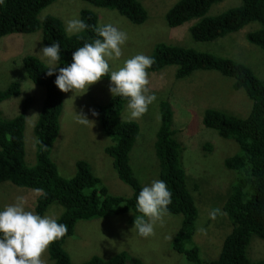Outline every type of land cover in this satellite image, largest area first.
Segmentation results:
<instances>
[{
	"label": "trees",
	"instance_id": "16d2710c",
	"mask_svg": "<svg viewBox=\"0 0 264 264\" xmlns=\"http://www.w3.org/2000/svg\"><path fill=\"white\" fill-rule=\"evenodd\" d=\"M55 1L5 0L0 5V38L42 31L44 46L60 42L61 60L56 67H64L72 63V53L77 48L98 38L94 31V27L98 26V17L90 10H83L81 19L89 28L85 32L68 35L59 19L47 15L40 20L42 11ZM87 1L100 8L117 10L133 24L141 25L148 20L142 0ZM223 1L179 0L166 15L168 26L178 28L191 22L188 32L195 41L212 42L256 22L260 28L246 37L251 44L264 50V0H242L241 6L208 17L211 7ZM182 45H157L151 55L156 62L149 72H159L173 65L177 66L176 78L186 79L197 71H218L234 80L235 90L246 91L252 100V109L245 118L220 110L207 109L204 112L202 122L205 127L216 130L226 140H234L239 146V152L225 162V166L236 173V182L222 208L230 223L225 226L230 230L224 229L227 233L223 234L224 242L219 257L204 261L201 258V246L195 237L198 232V206L189 189L182 164L184 148L172 130L174 112L171 105L167 101L161 103V123L155 142L159 177L173 193L169 215L182 216L172 249L185 256L191 264H264V259L253 260L250 257L253 238L264 242V82L245 64L210 53H200ZM24 68L28 77L45 89L42 111L34 130L37 139L36 164L30 167L25 160V128L32 103V98L28 97L23 100L20 112L13 119H5L0 108V184L11 182L20 188L43 189L37 195L35 205L28 208L35 209L40 215H44L54 205L61 207V210L57 207L61 214H57L56 218L60 216L58 222L68 225V232L64 238L49 246L48 254L53 264H72L64 246L67 239L74 235L79 220L132 214L129 223L134 225L135 216L139 215L136 197L143 186L134 174L131 152L140 134L141 124L138 120H130L123 113L127 104L125 98L112 97L106 105H95L102 129L100 131L97 124L98 136L111 140L112 145L105 148V154L112 158L120 180L133 189L131 198L111 195L102 180L94 174L91 165L84 160L76 162V174L73 177L64 178L51 159V152L60 134L66 93L56 87V75L49 77L46 74L49 67L38 58L26 56ZM102 80L110 79L105 77ZM20 95L21 85L13 82L7 89L0 90V106ZM207 148L209 150V146ZM224 215L220 216L223 223L226 222ZM81 264L144 263L121 252L109 259L95 256Z\"/></svg>",
	"mask_w": 264,
	"mask_h": 264
},
{
	"label": "rangeland",
	"instance_id": "374dc122",
	"mask_svg": "<svg viewBox=\"0 0 264 264\" xmlns=\"http://www.w3.org/2000/svg\"><path fill=\"white\" fill-rule=\"evenodd\" d=\"M178 1L142 0L148 12V20L141 25L133 24L117 10L100 8L87 0H57L42 11L40 20L51 15L59 19L66 29V20L81 18L83 10H90L98 17V26L112 23L126 31L128 41L123 47V55L119 60L110 62L112 70H118L124 60L136 54L151 56L160 43L183 44L185 48L200 53H210L245 64L264 82V50L251 44L246 37L248 33L260 28L258 23H251L244 30L212 42H197L188 32L191 22L178 28L168 26L166 15ZM241 4L242 0H224L213 5L207 16H217ZM43 46L42 31L0 38V90L7 89L13 82L21 85L20 96L1 104L3 117L13 119L20 112L23 100L32 98L25 128V160L30 167L36 164L37 139L34 130L42 111L45 89L28 77L24 58L34 56L48 67H56L57 64L50 65L40 53ZM176 71L177 66L172 65L159 72H149V88L157 95L158 100L149 107L147 113L134 120L140 121L141 129L131 152V165L142 186L160 179L155 142L161 123L160 106L167 101L174 112L172 130L184 148L182 164L188 177L189 189L198 206L196 230L198 227L206 229V233L196 231L195 237L201 246V258L211 261L219 257L224 242L223 234L227 233L224 229L230 230L225 225L230 223L225 215V223L220 216L211 220L209 213L217 207L222 209L228 200L231 187L236 182V173L229 170L225 162L239 152V146L234 140H226L216 130L205 127L202 122L204 112L207 109L220 110L245 118L251 112L252 100L244 89L233 88L232 78L223 76L218 71L201 70L186 79H177ZM109 85L110 80H101L92 85L85 95L71 91L65 94L60 118L61 130L53 146L51 159L64 178H71L76 174L77 161H87L111 195L131 198L133 189L120 180L112 158L105 154V148L112 145V142L104 135L98 136L99 118L93 117L90 112V109H95V105H106L111 100L113 96L109 92ZM82 111L94 124L82 126L76 122V113ZM123 113L129 118L126 107ZM21 195L26 197L27 208L35 205L38 194L32 189L20 188L11 182L1 183L0 208L14 203L16 197ZM57 207L60 206L54 205L44 215L56 218L61 214V207L60 210ZM31 211L35 212V209ZM131 215L79 220L74 235L67 239L64 246L72 264L87 262L95 256L109 259L121 252L142 260L144 264H191L185 256L172 249L174 236L181 227V215H166L162 222L156 223L155 234L147 238L132 232L134 225L129 223ZM252 243L250 257L253 260H263L264 242L253 238ZM43 259L45 264H53L48 250Z\"/></svg>",
	"mask_w": 264,
	"mask_h": 264
},
{
	"label": "clouds",
	"instance_id": "9594fccd",
	"mask_svg": "<svg viewBox=\"0 0 264 264\" xmlns=\"http://www.w3.org/2000/svg\"><path fill=\"white\" fill-rule=\"evenodd\" d=\"M4 3L5 0H0V5ZM65 23L69 34H79L89 28L79 17ZM94 31L98 38L77 48L72 53L71 64L49 67L46 74L49 77L56 75L55 85L60 91L82 92L83 95L92 85L108 77L112 96L127 100L129 119L141 118L158 100L149 88V69L155 64V58L139 53L124 60L118 70H112L110 62L122 57L128 34L112 23L95 26ZM40 53L50 65H56L61 60V44L56 41L43 46ZM90 112L93 117L99 116L95 109H90ZM76 122L82 126L94 124L83 111L76 113ZM33 192L39 194L43 189L35 188ZM172 196L164 180L156 179L143 186L136 197L139 215L135 216L132 232L145 238L154 235L156 223L162 222L169 214ZM26 205V197L21 195L14 203L0 208V264H45L43 256L49 246L68 232L67 224L58 222L53 216L33 212ZM224 214L217 207L210 211L209 218L215 220ZM198 232L206 233V229L198 228Z\"/></svg>",
	"mask_w": 264,
	"mask_h": 264
}]
</instances>
